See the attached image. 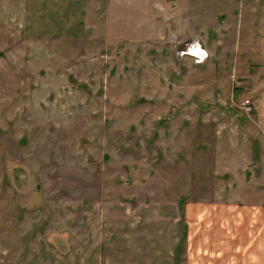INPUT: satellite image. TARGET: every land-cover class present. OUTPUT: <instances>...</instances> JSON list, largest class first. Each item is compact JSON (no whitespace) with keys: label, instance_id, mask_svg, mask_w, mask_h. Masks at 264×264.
<instances>
[{"label":"rangeland","instance_id":"rangeland-1","mask_svg":"<svg viewBox=\"0 0 264 264\" xmlns=\"http://www.w3.org/2000/svg\"><path fill=\"white\" fill-rule=\"evenodd\" d=\"M79 4L0 0V264H184L189 202L264 239V0Z\"/></svg>","mask_w":264,"mask_h":264},{"label":"crops","instance_id":"crops-1","mask_svg":"<svg viewBox=\"0 0 264 264\" xmlns=\"http://www.w3.org/2000/svg\"><path fill=\"white\" fill-rule=\"evenodd\" d=\"M256 211L248 203H187L181 210L184 264H264L261 214Z\"/></svg>","mask_w":264,"mask_h":264},{"label":"built area","instance_id":"built-area-1","mask_svg":"<svg viewBox=\"0 0 264 264\" xmlns=\"http://www.w3.org/2000/svg\"><path fill=\"white\" fill-rule=\"evenodd\" d=\"M192 56H194L195 58V62L196 63H200V62H203L206 58V55H201V54H195V53H191ZM243 106L244 107H248V102H244L243 103Z\"/></svg>","mask_w":264,"mask_h":264},{"label":"bare ground","instance_id":"bare-ground-1","mask_svg":"<svg viewBox=\"0 0 264 264\" xmlns=\"http://www.w3.org/2000/svg\"><path fill=\"white\" fill-rule=\"evenodd\" d=\"M192 53L204 54V53H202V50H200V49H196V50H194Z\"/></svg>","mask_w":264,"mask_h":264}]
</instances>
